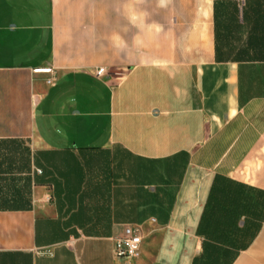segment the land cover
Instances as JSON below:
<instances>
[{
    "label": "crops",
    "instance_id": "crops-1",
    "mask_svg": "<svg viewBox=\"0 0 264 264\" xmlns=\"http://www.w3.org/2000/svg\"><path fill=\"white\" fill-rule=\"evenodd\" d=\"M215 174L264 190V60L216 59L213 0H0V264H193Z\"/></svg>",
    "mask_w": 264,
    "mask_h": 264
},
{
    "label": "trees",
    "instance_id": "trees-1",
    "mask_svg": "<svg viewBox=\"0 0 264 264\" xmlns=\"http://www.w3.org/2000/svg\"><path fill=\"white\" fill-rule=\"evenodd\" d=\"M218 61L264 60V0H213ZM264 220V190L215 174L196 228L193 264H230Z\"/></svg>",
    "mask_w": 264,
    "mask_h": 264
},
{
    "label": "built area",
    "instance_id": "built-area-1",
    "mask_svg": "<svg viewBox=\"0 0 264 264\" xmlns=\"http://www.w3.org/2000/svg\"><path fill=\"white\" fill-rule=\"evenodd\" d=\"M105 73L104 68L100 67L95 74L101 76ZM142 241V236L137 226L126 225L122 233L113 240V252L116 257L129 258L137 257Z\"/></svg>",
    "mask_w": 264,
    "mask_h": 264
},
{
    "label": "rangeland",
    "instance_id": "rangeland-1",
    "mask_svg": "<svg viewBox=\"0 0 264 264\" xmlns=\"http://www.w3.org/2000/svg\"><path fill=\"white\" fill-rule=\"evenodd\" d=\"M137 227L139 228V231H140V233H141V235H142V228L139 227V226H137Z\"/></svg>",
    "mask_w": 264,
    "mask_h": 264
}]
</instances>
